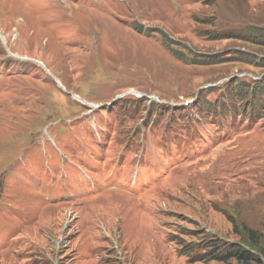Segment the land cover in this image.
<instances>
[{
    "label": "rangeland",
    "instance_id": "obj_1",
    "mask_svg": "<svg viewBox=\"0 0 264 264\" xmlns=\"http://www.w3.org/2000/svg\"><path fill=\"white\" fill-rule=\"evenodd\" d=\"M254 87L264 0H0V264H225L178 252L264 232Z\"/></svg>",
    "mask_w": 264,
    "mask_h": 264
},
{
    "label": "trees",
    "instance_id": "obj_2",
    "mask_svg": "<svg viewBox=\"0 0 264 264\" xmlns=\"http://www.w3.org/2000/svg\"><path fill=\"white\" fill-rule=\"evenodd\" d=\"M164 46L170 49V46L173 45V41L168 38L163 39ZM171 52L177 57L179 56L178 51L170 49ZM247 87L246 85H242ZM249 89V87H247ZM257 88V89H256ZM255 90H259L258 95L263 98L264 97V89L261 87H254ZM255 90L251 91L250 94H254ZM249 92L247 93L248 97ZM249 94V95H250ZM252 99L251 101L245 99L244 110L245 112L250 111L252 113L253 108L247 109V104L249 102L254 103ZM242 116V114H241ZM242 241L240 244H235L231 249L220 250V248H225V243L221 241H205L202 240L200 243H190L186 244L181 251L178 253L180 256H185L187 258L193 259L192 252L194 248L198 246H206L203 250H205V255L210 257V259L214 258L218 262L227 264L229 261H234L237 264H264V232L259 233L257 231H253L246 226L242 227Z\"/></svg>",
    "mask_w": 264,
    "mask_h": 264
},
{
    "label": "bare ground",
    "instance_id": "obj_3",
    "mask_svg": "<svg viewBox=\"0 0 264 264\" xmlns=\"http://www.w3.org/2000/svg\"><path fill=\"white\" fill-rule=\"evenodd\" d=\"M170 173V172H169ZM117 197V196H116Z\"/></svg>",
    "mask_w": 264,
    "mask_h": 264
}]
</instances>
